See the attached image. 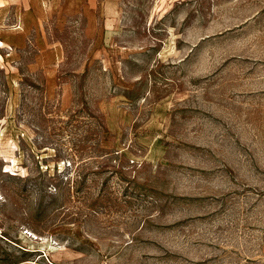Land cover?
Listing matches in <instances>:
<instances>
[{
	"label": "rangeland",
	"instance_id": "rangeland-1",
	"mask_svg": "<svg viewBox=\"0 0 264 264\" xmlns=\"http://www.w3.org/2000/svg\"><path fill=\"white\" fill-rule=\"evenodd\" d=\"M0 39V264H264V0H0Z\"/></svg>",
	"mask_w": 264,
	"mask_h": 264
},
{
	"label": "crops",
	"instance_id": "crops-1",
	"mask_svg": "<svg viewBox=\"0 0 264 264\" xmlns=\"http://www.w3.org/2000/svg\"><path fill=\"white\" fill-rule=\"evenodd\" d=\"M4 47H6V48H12L11 45H10L9 43H7V42H6L5 40H3V39H0V48H4ZM0 57H2L1 54H0Z\"/></svg>",
	"mask_w": 264,
	"mask_h": 264
},
{
	"label": "bare ground",
	"instance_id": "bare-ground-1",
	"mask_svg": "<svg viewBox=\"0 0 264 264\" xmlns=\"http://www.w3.org/2000/svg\"><path fill=\"white\" fill-rule=\"evenodd\" d=\"M30 236H32L33 237V234L31 233V235ZM38 236V235H37ZM39 238H40V236H39Z\"/></svg>",
	"mask_w": 264,
	"mask_h": 264
}]
</instances>
